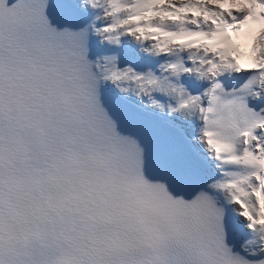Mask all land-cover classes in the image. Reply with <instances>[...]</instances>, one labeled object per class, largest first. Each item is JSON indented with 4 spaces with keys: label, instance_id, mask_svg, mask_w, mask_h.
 <instances>
[{
    "label": "snow or ice",
    "instance_id": "snow-or-ice-1",
    "mask_svg": "<svg viewBox=\"0 0 264 264\" xmlns=\"http://www.w3.org/2000/svg\"><path fill=\"white\" fill-rule=\"evenodd\" d=\"M0 264H264V0H0Z\"/></svg>",
    "mask_w": 264,
    "mask_h": 264
}]
</instances>
